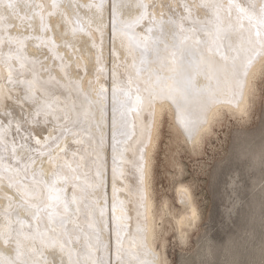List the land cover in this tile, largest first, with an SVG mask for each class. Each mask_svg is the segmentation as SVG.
<instances>
[{
    "label": "snow or ice",
    "instance_id": "obj_1",
    "mask_svg": "<svg viewBox=\"0 0 264 264\" xmlns=\"http://www.w3.org/2000/svg\"><path fill=\"white\" fill-rule=\"evenodd\" d=\"M210 5L206 2L177 3L176 8H183L188 17L192 16L194 9H207ZM95 10L92 16L85 22L81 18L82 8ZM123 7L116 0H91L88 4H81L79 0H0V80L6 84H24L26 86L24 101L31 100L28 105L27 115L16 121V133L20 136L21 143L15 142L10 150V157H18L17 166L20 163H31L33 166V182L25 184L22 189L10 193L8 208L4 210L5 218L15 214V220L6 219L0 228V244L13 254L8 256L0 251V264H28L25 259L26 241H35L37 237L42 242H51L50 246L59 247L61 252L67 248L81 245L86 258L77 261V264H133V261H125L123 258V242L120 236L122 227L119 223L122 217H116V203H113V220L116 221V259H91L94 253H98L101 245L97 232L96 207L90 203L94 195L96 185L85 180L83 183L81 168L87 166V158L84 155L88 150L95 151V145L103 146V137L96 141L94 137L85 140L82 136V125L95 119L96 111L100 114L97 121L98 127L103 123L104 105L108 97V88L103 80L107 79L109 70L103 63V47L105 40V11L111 9V55L113 64L110 70L112 79L111 96L113 101V152L118 148L117 135H126L123 131L127 123L128 113L135 112L137 116H143L147 111L149 115L143 116L144 131L147 133V143L140 149L139 162L132 161V165L139 173L140 187L138 194L141 207L147 210L148 190V164L147 147L152 142L153 132L159 134V129L165 121V114L159 117L155 111V99L170 98L176 104V126L187 133L189 141L193 139V132L203 130L202 142H211V137L216 131L218 124L222 125L225 114L221 111L213 112V96L211 92L203 98V107L195 121L183 114L184 104L179 102L182 98L185 103L190 99V88L173 77V84L165 91L150 93L143 97L137 90L135 102L131 99V88L125 90L123 75L120 72V53L116 48V13ZM222 8L223 5H215ZM26 9L24 15H20V9ZM137 10H143L139 21L149 19L153 28L158 29L160 37L154 43L164 42L165 50L173 48L172 62H176L177 52L182 55L190 53L192 49L187 45V40H195V47L199 49L207 45L202 38L197 39L185 36L183 22L180 31L177 32L175 9L165 0H152L145 3L139 0ZM160 9L157 18L156 10ZM165 10L171 15L166 16ZM11 13L20 20V31L13 34L10 29L16 27L9 23ZM235 13V23L233 14ZM227 25L217 15L214 26L212 43L220 59L224 61L227 69L225 83L235 100L232 105V114L240 112L241 117L254 114L252 109L259 100L261 115L259 126L255 131L244 129L243 136L232 137L221 141L218 159L214 157L215 164L219 167V175L227 190L231 181L232 191L236 196L232 198V205L236 213L229 218L232 225L228 228L225 236L216 243L206 244L205 237L192 241L187 238L183 225L196 227L200 220V214L195 207H190L192 197L189 189L181 186L177 191L181 203L184 206L183 215L180 216L182 225L180 241L186 244L181 248L183 255L172 261V264H264V0L245 3L244 0H228ZM38 20V27L36 21ZM183 20V17H182ZM247 20V24L244 21ZM138 21V22H139ZM153 28L149 29L151 39L155 36ZM199 31V30H196ZM97 34H99V48L97 52ZM171 34V44L165 42L163 37ZM177 36H184V42L178 44ZM239 36L241 45L236 47V37ZM35 42L36 55H28L27 49L30 42ZM121 47L123 42L121 41ZM213 48L210 47L209 51ZM237 52L236 56L230 55ZM243 52L244 55H240ZM201 62H207L211 66L213 61L207 57H201ZM257 63L259 69L254 71ZM17 65L19 66L17 68ZM167 66V65H164ZM21 71L28 73L31 79L25 76L20 78ZM47 77V80H45ZM103 78V79H102ZM67 81L69 95L72 97L71 105L55 104L46 99L41 89L48 96L56 94L57 86ZM131 80H129V85ZM38 86V87H37ZM30 94V95H29ZM95 96V100H93ZM118 96L127 97L123 101ZM11 91L5 97L11 100ZM20 101V97H15ZM44 101L42 104L41 101ZM120 106V120L117 121V105ZM243 105V109L241 106ZM126 109L127 111H124ZM23 111V107H22ZM11 123V122H9ZM51 128V131L48 129ZM23 131V135L21 134ZM142 143H144L142 141ZM75 145V149H73ZM193 145V151L196 150ZM5 152H9L5 145ZM71 152V158L69 153ZM22 153V154H21ZM79 157V159H77ZM39 161L41 179H35V167ZM47 162L49 173L44 171ZM114 186L117 168L116 157H113ZM27 163L25 167L27 168ZM103 174L97 172V177ZM122 175V174H121ZM12 185H9L11 189ZM72 195L69 198L68 192ZM238 201V203H237ZM15 202V207H13ZM22 209L24 218H20L16 209ZM165 208L168 205L165 204ZM106 209L99 211V217L103 219ZM86 222L85 228L81 219ZM147 224V216H145ZM18 225L19 227H16ZM90 230V231H89ZM147 233L148 229H144ZM95 235L96 245L92 244ZM151 235L153 241L158 239L156 223L153 220ZM147 242V235L145 236ZM157 247L159 245L157 244ZM35 249H33L34 251ZM152 259L136 260L135 264H158L155 255L151 252ZM54 264V262H53Z\"/></svg>",
    "mask_w": 264,
    "mask_h": 264
},
{
    "label": "bare ground",
    "instance_id": "obj_2",
    "mask_svg": "<svg viewBox=\"0 0 264 264\" xmlns=\"http://www.w3.org/2000/svg\"><path fill=\"white\" fill-rule=\"evenodd\" d=\"M21 4L25 0H20ZM39 2V0H37ZM81 4H88L91 0H79ZM118 4L123 5L116 13V25H117V38L116 48L120 53L119 63L121 65L120 72L123 75V83L125 90L131 88V99L135 102L137 90L143 97H147L150 93H159L161 89L167 91L173 84V77L181 81L183 84L190 88V99L187 103L182 98H179V102L184 104L183 114L193 121L200 115L203 107V98L211 92L213 96V112L221 111L223 113H231L232 109L229 102L232 105L235 104V100L232 93L226 86L225 78L227 69L224 67V61L220 59V54L214 50L212 38L214 35V26L216 23L217 15L224 20L227 25V4L228 0H195L196 3L206 2L210 6L207 9H194L192 16L188 17L187 13L183 8H176L177 3H193V0H165V2L172 5L175 9V19L177 21V32H179L180 24L183 22L185 36L192 37L196 36L197 39H203L207 41V45H202L199 49L195 47V40H187V45L192 49L190 53L181 54L177 52L176 62L173 63L171 56L174 51L173 48L169 47L165 50L164 42L154 43L159 37L160 33L158 29L153 28L152 21L144 19L139 21V17L142 15L143 10H137L136 4L139 0H116ZM145 3H152V0H143ZM248 2H258V0H244ZM106 5L109 0H105ZM159 3V0H157ZM215 5H223L222 8H216ZM20 15H24L26 9L21 8ZM88 8H82L80 10L81 18L87 22L92 16V12ZM160 9L156 10L157 18L159 16ZM9 16V23L16 25L11 28L10 31L13 34L19 32L20 20L12 16L11 13H4ZM165 15H171L165 10ZM183 17V20H182ZM111 9L106 8L105 11V40L103 47V63L109 70L107 79L103 80L104 86L108 88V97L104 105V117L103 123L98 127L97 121L100 120V114L96 111L95 119L86 122L82 125L84 131L82 133L83 138L87 141L90 136L94 137L98 142L103 137V146L100 147L95 145V151L88 150V146L85 145L84 155L87 158V166L81 168L82 183L87 180L93 182L96 187L94 195L91 197L90 203L96 207L97 217V232L100 237L101 245L98 253H94L91 259L103 258L105 260L116 259L115 247H116V221L113 220V203L117 205L115 216L122 217L119 221L122 231L120 236L123 242V258L125 261H133L135 264L136 260H151L152 255H146V253H153L157 259L158 264H166L163 254H160L155 248V242L152 239L151 228L153 220L155 223L159 217L156 216V210L152 198L151 191V172L153 162V152L158 140V136L153 132L152 142L147 147V164H148V190L149 198L147 200V210L141 207L138 189L140 187L139 173L136 168L133 167L132 161L136 160L139 162L140 149L147 143V133L144 131L143 116L149 115L147 111L143 113V116H137L135 112L128 113L126 120L127 123L123 127V131L126 135H117L118 148L117 151L113 152V101L111 96L112 79L110 70L113 64V57L111 55ZM139 21V22H138ZM235 13L233 14V23H235ZM247 24V20L244 21ZM38 27V20L36 21ZM153 28L155 36L151 39L149 29ZM199 30V31H196ZM163 40L169 44L172 43L173 37L168 34L163 37ZM121 41L123 47H121ZM176 41L178 44L184 42V36H177ZM97 52L99 48V34H97ZM35 42H30L27 54L36 55ZM241 41L239 36L236 37V47L239 48ZM212 47L213 50L209 51ZM232 56H236L237 52L233 51L230 53ZM240 55H244L243 52ZM207 57L210 61H213L210 66L207 62H201V57ZM167 65V66H164ZM19 66L17 65V68ZM260 64L257 63L254 71L259 69ZM25 76L31 79V76L21 71L20 78L23 79ZM103 79V78H102ZM47 80V77H45ZM129 80L131 84L129 85ZM38 87V86H37ZM26 86L24 84H6L4 80H0V228L3 227L6 219L15 220V214L5 218L4 210L8 208V199L6 198L10 193H15L17 189H22L25 184H32L33 182V166L31 163H20L17 166L18 157H10V150L15 142L17 145L21 143L20 136L16 133V121L22 120L29 111L28 105L32 103L31 100L23 103L25 96ZM11 91L12 99L7 100L5 97L8 92ZM45 95L46 99L55 104L67 103L71 105L72 97L69 95V87L67 81L62 82L57 86L55 95ZM30 95V94H29ZM19 96L20 101H17L15 97ZM127 99L124 96H118L119 101ZM95 100V96H93ZM43 104L44 101L42 100ZM155 111L159 117L160 113L163 112L168 115L172 128L177 132L180 139L188 146L201 145V135L203 130L194 131L193 139L191 141L187 138V133H184L182 129H178L176 126L175 117L177 115L176 104L170 98H159L155 99ZM23 107V111H22ZM118 111L116 114L117 121L120 120V106L117 105ZM243 109V105L241 106ZM124 111H127L124 109ZM235 115H241L240 112H236ZM11 122V123H9ZM51 131V128L48 129ZM21 131L20 135H23ZM142 141L144 143H142ZM5 145H7L9 152H5ZM73 145V149H75ZM22 154V153H21ZM116 157L117 168L116 180L114 186L113 168L114 162L113 157ZM71 158V152L69 153ZM79 159V157H77ZM27 163V168L25 164ZM44 171L46 174L49 173V167L47 162L44 165ZM36 176L35 179H41L39 161L35 167ZM97 172L102 173L101 177H97ZM122 174V175H121ZM9 185H12L9 189ZM181 186L178 187V189ZM177 189V190H178ZM177 193V200L181 203L180 196ZM72 192H68L69 198ZM183 206V204L181 203ZM15 207V202H13ZM190 207H194L192 202ZM106 209L105 216L103 219L99 217L100 209ZM184 208V206H183ZM16 211L19 213L20 218H24L25 213L22 209L17 208ZM166 211V210H165ZM145 216H147V224L145 223ZM160 220V219H159ZM177 225L181 229L180 218L177 220ZM81 224L86 228V222L81 219ZM184 224L183 226H186ZM16 227H19L16 225ZM144 229H148L147 233ZM156 223V233H157ZM90 231V230H89ZM147 235V242H145V236ZM27 249L25 259L28 264H77V261H83L86 258L85 251L81 250V245H77L74 248H67L63 252L56 247L53 249L50 244L51 242L44 243L39 237L35 241H26ZM92 244L96 245L95 235L92 237ZM15 248L13 244L11 248L5 249L0 244V251L4 252L5 256H8L12 249ZM33 249H35L33 251Z\"/></svg>",
    "mask_w": 264,
    "mask_h": 264
},
{
    "label": "rangeland",
    "instance_id": "obj_3",
    "mask_svg": "<svg viewBox=\"0 0 264 264\" xmlns=\"http://www.w3.org/2000/svg\"><path fill=\"white\" fill-rule=\"evenodd\" d=\"M252 111L254 114L251 118L225 112L223 124L216 126L211 142H202L195 151L193 146L186 145L180 139L168 115H165L153 152L150 186L156 216L159 217L155 248L163 254L166 264L179 259L183 255L181 248L186 246L180 241L181 229L176 223L184 211L177 200L179 186L189 189L191 202L200 214L196 227L183 226L186 237L192 241L205 237L206 244L216 243L213 236L217 240L226 238L225 234L232 225L229 211H232L233 219L236 217L232 205L236 193L232 191L231 181L226 190L214 157L218 159L220 142L228 140L230 135L243 136L245 128L255 131L261 115L258 99ZM165 204L168 208H165Z\"/></svg>",
    "mask_w": 264,
    "mask_h": 264
}]
</instances>
